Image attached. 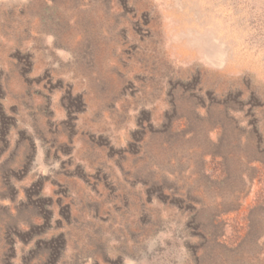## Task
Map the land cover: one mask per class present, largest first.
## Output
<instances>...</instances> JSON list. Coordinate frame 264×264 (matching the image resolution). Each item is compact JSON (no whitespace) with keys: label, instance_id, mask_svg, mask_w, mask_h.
<instances>
[{"label":"rangeland","instance_id":"rangeland-1","mask_svg":"<svg viewBox=\"0 0 264 264\" xmlns=\"http://www.w3.org/2000/svg\"><path fill=\"white\" fill-rule=\"evenodd\" d=\"M0 264H264V0H0Z\"/></svg>","mask_w":264,"mask_h":264}]
</instances>
